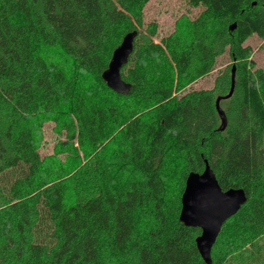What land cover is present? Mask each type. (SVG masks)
I'll use <instances>...</instances> for the list:
<instances>
[{
    "label": "trees",
    "instance_id": "16d2710c",
    "mask_svg": "<svg viewBox=\"0 0 264 264\" xmlns=\"http://www.w3.org/2000/svg\"><path fill=\"white\" fill-rule=\"evenodd\" d=\"M149 1L0 0V264H205L201 230L179 216L187 176L206 164L223 191L247 198L223 224L212 263L263 260L264 70L245 43L264 39V0H187L203 11L159 43L158 23L144 22ZM133 31L121 70L130 90L118 94L102 74ZM53 50L70 64L54 61ZM226 53L235 67L230 98L232 70L211 90L179 96ZM78 74L129 107L90 103ZM65 107L68 144L87 152L83 172L96 182L72 202L66 173L35 141V124ZM172 159L182 167L168 168Z\"/></svg>",
    "mask_w": 264,
    "mask_h": 264
},
{
    "label": "rangeland",
    "instance_id": "374dc122",
    "mask_svg": "<svg viewBox=\"0 0 264 264\" xmlns=\"http://www.w3.org/2000/svg\"><path fill=\"white\" fill-rule=\"evenodd\" d=\"M202 11V7H191L187 0H150L143 10V17L145 25L153 22L158 23V35L155 37V42L159 43L162 38L174 34L175 32H186L191 22L194 21ZM245 46H249L252 49L253 55L251 59L255 62L256 68L264 70V39L253 35L246 41ZM48 54L54 61L61 62L63 65H65V63L67 65L70 64L57 50L49 51ZM232 67L233 61L230 59L228 53L218 57L213 72L197 80L182 93H178L179 96L187 91L213 89L216 86L217 78L222 73L227 72L229 74L230 71L231 74V70H233ZM75 85L88 97L90 103L114 104L119 108L129 107L128 103L114 101L115 99L104 91L100 84L86 75H79L75 80ZM222 107L224 108L223 105ZM68 116V110L65 107L54 116L41 119L34 127L36 131L35 141L41 157L53 163V170L60 167L64 171L63 174L66 173L65 178L68 182L70 189L69 197L72 202L82 196V184L84 185L85 182H87L85 185L87 193H91L96 182L95 179L93 180L94 176L92 173H89L87 177V172H83L89 160L87 152L81 149L77 144H68L66 130L62 127L63 121L67 120ZM115 136L116 135L112 136L109 142H111ZM116 141L117 140L109 144L110 148L115 149L117 147L119 142L117 141L118 143H116ZM176 162L177 160L172 159L168 168L175 169V167H177L179 169L182 167V165L176 164ZM115 170L116 168L112 169V171ZM130 176L131 174L124 177ZM169 179L171 180L170 182H172L173 177L170 176ZM170 182L167 181L168 185L171 184ZM262 254L263 260L260 264H264V246Z\"/></svg>",
    "mask_w": 264,
    "mask_h": 264
},
{
    "label": "water",
    "instance_id": "95a60500",
    "mask_svg": "<svg viewBox=\"0 0 264 264\" xmlns=\"http://www.w3.org/2000/svg\"><path fill=\"white\" fill-rule=\"evenodd\" d=\"M235 28L236 25L234 24L230 30ZM137 34L136 31H133L125 35L122 42L113 51L108 67L102 74L103 81L115 93L127 94L130 90V85L122 79L121 70L127 65L133 52ZM234 84L235 67L232 70L231 89L225 97L226 99L232 96ZM220 101L221 99L218 98L216 107L224 130L227 126V118L220 108ZM246 200V194L242 189L223 191L208 164L201 174L191 172L187 176L181 196L179 220L186 227L201 230V234L195 242L205 264H213L211 251L223 224L238 213Z\"/></svg>",
    "mask_w": 264,
    "mask_h": 264
}]
</instances>
